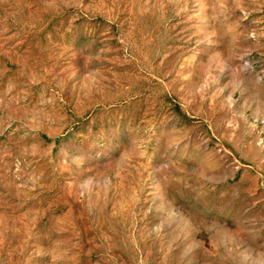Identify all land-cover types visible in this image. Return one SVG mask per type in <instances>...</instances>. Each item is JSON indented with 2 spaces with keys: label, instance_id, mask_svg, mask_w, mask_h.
Returning a JSON list of instances; mask_svg holds the SVG:
<instances>
[{
  "label": "rangeland",
  "instance_id": "374dc122",
  "mask_svg": "<svg viewBox=\"0 0 264 264\" xmlns=\"http://www.w3.org/2000/svg\"><path fill=\"white\" fill-rule=\"evenodd\" d=\"M0 264H264V0H0Z\"/></svg>",
  "mask_w": 264,
  "mask_h": 264
}]
</instances>
